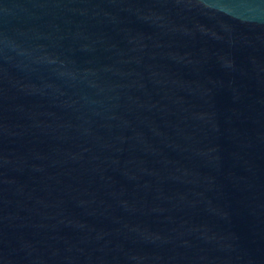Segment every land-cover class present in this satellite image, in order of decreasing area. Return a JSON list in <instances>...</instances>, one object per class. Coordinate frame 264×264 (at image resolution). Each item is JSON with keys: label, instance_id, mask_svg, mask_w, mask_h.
I'll use <instances>...</instances> for the list:
<instances>
[{"label": "water", "instance_id": "obj_1", "mask_svg": "<svg viewBox=\"0 0 264 264\" xmlns=\"http://www.w3.org/2000/svg\"><path fill=\"white\" fill-rule=\"evenodd\" d=\"M0 264H264V0H0Z\"/></svg>", "mask_w": 264, "mask_h": 264}]
</instances>
